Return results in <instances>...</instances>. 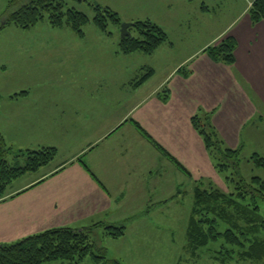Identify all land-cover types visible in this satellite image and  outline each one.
I'll return each mask as SVG.
<instances>
[{
  "label": "crops",
  "instance_id": "crops-1",
  "mask_svg": "<svg viewBox=\"0 0 264 264\" xmlns=\"http://www.w3.org/2000/svg\"><path fill=\"white\" fill-rule=\"evenodd\" d=\"M211 1L200 0L195 16L182 21L197 25L201 15L205 26L211 23L208 36L199 47L191 50L189 46L168 73L166 84L149 92L137 93L153 74L135 85L140 75L131 72L124 76L122 85L86 81L26 83L12 89L6 99L0 97V133L12 149L9 162L23 164V156L14 157L26 149L53 146L59 153L46 165L48 169H42L44 166L7 186L0 198V243L14 242L52 227L80 228L100 219L119 222L127 213L142 212L143 203L150 198L157 202L175 196V201L183 174L192 184L215 176L190 119L199 109L211 112L213 126L230 148L238 145L249 123L262 119L264 18L252 24L248 9L253 0H244L243 7L235 3L226 8L235 12L216 30L214 18L209 17L210 7L224 0ZM228 35L237 43L234 63L212 61L204 53L205 48ZM41 42L42 48L47 47L48 42ZM169 45L173 48L174 44L170 41ZM119 56L118 40L111 61L117 63ZM144 66L139 69L152 68ZM124 86L127 92L120 94ZM165 86L169 93L162 101L160 91ZM135 122L190 174L162 155ZM6 125L12 126V136ZM29 130L40 134L27 142L17 138L20 131ZM163 208L169 209L164 214L167 218L177 216V209L168 202L155 207L160 212ZM132 224L135 234L152 230L141 220ZM159 225L164 226L162 231L174 233L173 226L165 222ZM116 258L122 263L121 258Z\"/></svg>",
  "mask_w": 264,
  "mask_h": 264
},
{
  "label": "rangeland",
  "instance_id": "rangeland-1",
  "mask_svg": "<svg viewBox=\"0 0 264 264\" xmlns=\"http://www.w3.org/2000/svg\"><path fill=\"white\" fill-rule=\"evenodd\" d=\"M9 1L11 0H0V24L3 23L6 12L9 10ZM62 1L66 6L75 7L89 17L88 23L82 28L83 37L78 36L66 25L61 28L52 27L45 19L31 28H20L10 23L0 29V97L2 99H6L12 89L26 83L86 81L113 82L122 85L126 81L124 76L131 74V72L136 76L141 75L144 72L143 69H139L142 65L152 67L154 73L137 93L149 92L159 84L161 86L166 84L165 79L168 73L182 60V56L187 52L189 46L191 50L199 47L211 31L209 26L211 23H208V27L205 26L201 15H199L200 21L197 25L194 21L182 23L184 19H191V16H195V10L197 5L200 4V0H193L190 3L189 0ZM235 3L237 6H244V0H224L216 5L211 4L213 6L210 7L209 17L214 18L213 22L216 30L221 28L225 22L231 20V16L235 11L234 9L227 11L226 8L229 5L235 6ZM94 4L107 6L116 11L122 23L150 19L165 30L168 35V42L163 43L161 48L155 50L156 52L154 51L155 53L134 52V54H122L119 52L120 56L117 63L114 59L111 61V54L117 49V43L120 40V31L113 25L108 28L110 34L101 32L98 29L91 20L94 15L92 8ZM98 36H101V38H98ZM197 37L198 39L195 40ZM41 41L48 42L47 47L42 48ZM170 41L174 44L173 48L169 45ZM126 92L127 87L124 86L119 93ZM202 111H205V109H202ZM10 127L12 126L6 125L9 135L12 136ZM251 129H255V131L249 132ZM38 134L40 132L20 131L17 138L27 142L32 141L31 139H34ZM221 140L225 146L229 147L226 139L221 138ZM238 142V145L234 147L235 149L240 148L238 156L240 175L245 179L258 176L264 180V168L258 167L250 161L253 153H258L264 157V114L261 120L255 119L246 126ZM58 154H56V157ZM10 158L11 155H8L7 159ZM48 167L50 166H45L42 169H48ZM32 173L20 176L15 179L14 183L26 179ZM228 174V172L223 174L216 172L213 177L208 178L206 176L204 178L207 179L202 182L203 186H207L208 181H211L215 187L227 192L233 187L232 184L227 182L225 184L224 182ZM177 182L179 183V181ZM181 182L180 190H178L180 194L175 201L168 199L156 202L155 199L150 198L143 203L140 210L142 212L137 211L126 215L121 212V216H124L119 222L100 219L91 223L102 221L125 226V234L119 238L106 236L102 228L95 229L97 245L107 249L109 258H121L122 264H226V262H220L221 254L219 250L223 243L222 237H219L220 239L215 242L208 243L207 246L199 248L194 254L187 246L185 229L188 223L194 182L192 184L191 180L184 174ZM164 202H168L171 208L177 209L176 217L167 218L164 216L168 213L169 209L167 210V208H163L162 212L155 209ZM258 205L260 214L264 217V200L260 199ZM138 220L143 221L152 230L144 234H135L133 232L134 224L132 223ZM158 222H165L168 227L173 226L174 233H171V235L162 231L164 226H158ZM137 237L140 238L139 241L135 239ZM214 256H217L218 259L216 260ZM117 260L120 261V259ZM50 264L72 263L67 260H57ZM80 264H95V262L91 256H87Z\"/></svg>",
  "mask_w": 264,
  "mask_h": 264
},
{
  "label": "trees",
  "instance_id": "trees-1",
  "mask_svg": "<svg viewBox=\"0 0 264 264\" xmlns=\"http://www.w3.org/2000/svg\"><path fill=\"white\" fill-rule=\"evenodd\" d=\"M9 2V10L0 24V29L10 23L20 28H31L45 19L52 27L61 28L66 25L78 36H82V28L89 21L84 12L66 6L62 0ZM92 8L94 15L91 20L101 32L110 34L108 30L110 25L119 29L122 22L116 11L99 4H94ZM248 15L252 24L262 20L264 0H253ZM128 30L130 35L119 40V52L122 54L134 52L152 54L159 46L168 42L165 30L150 19L133 21ZM236 46V39L228 35L206 47L204 53L214 62L232 65L235 61ZM143 70L144 72L134 81L135 85L141 84L153 74L152 68ZM168 93L169 90L165 86L160 91L162 101H166ZM211 115V112L199 109L192 115L190 122L202 139L214 170L220 174L228 172L224 182L232 184L233 187L225 192L215 187L211 181H208L207 186H203L204 180L201 179L194 183L185 229L186 244L194 254L199 248L222 237V250H219L221 263L264 264V217L260 214L258 205L260 199L264 200V180L258 176L245 179L240 175L238 171L240 148H230L223 144L211 122ZM135 126L144 137L152 141L162 155L169 158L179 169L190 174L136 122ZM10 154L12 149L0 133V197L14 179L26 173L36 172L53 161L57 151L55 147L47 146L15 153V156L25 158L23 164L10 163L7 159ZM250 161L264 168V157L258 153H253ZM84 167L93 176L85 165ZM96 181L101 186L97 179ZM98 228H102L103 233L112 238H119L125 234L124 225L102 221L80 228L52 227L14 242L0 243V264H50L57 260L80 264L87 256H91L95 264H122L117 259L109 258L105 247L97 245L94 230ZM214 258L218 259L217 256Z\"/></svg>",
  "mask_w": 264,
  "mask_h": 264
},
{
  "label": "water",
  "instance_id": "water-1",
  "mask_svg": "<svg viewBox=\"0 0 264 264\" xmlns=\"http://www.w3.org/2000/svg\"><path fill=\"white\" fill-rule=\"evenodd\" d=\"M132 23L123 22L120 24L119 31H120V38H124L130 35L128 28L131 26Z\"/></svg>",
  "mask_w": 264,
  "mask_h": 264
}]
</instances>
